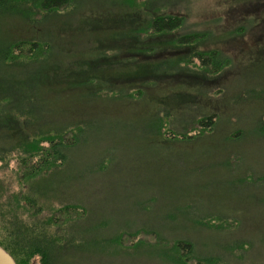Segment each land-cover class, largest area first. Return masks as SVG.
Wrapping results in <instances>:
<instances>
[{"label": "rangeland", "instance_id": "1", "mask_svg": "<svg viewBox=\"0 0 264 264\" xmlns=\"http://www.w3.org/2000/svg\"><path fill=\"white\" fill-rule=\"evenodd\" d=\"M38 2L0 3V240L23 224L47 231L49 209L68 201L88 212L66 236L81 246L60 255L72 264H168L147 236L138 248L89 239L171 216L214 225L191 232L207 244L251 241L218 264H264V0ZM167 15L182 26L146 32ZM189 34L196 42H176ZM210 51L227 61L216 73L193 56ZM202 114L216 117L209 134L164 137L192 134ZM72 124L82 130L67 163L22 178L26 141Z\"/></svg>", "mask_w": 264, "mask_h": 264}, {"label": "trees", "instance_id": "2", "mask_svg": "<svg viewBox=\"0 0 264 264\" xmlns=\"http://www.w3.org/2000/svg\"><path fill=\"white\" fill-rule=\"evenodd\" d=\"M71 0H39L38 7L47 12L55 11L65 7ZM5 0H0L3 4ZM5 7V6H4ZM180 16H158L149 22L147 26L148 33L163 34L173 32L182 26ZM177 43L193 44L196 42L195 35H182L176 40ZM35 44L32 43L27 48L28 54L32 52ZM19 49V47H17ZM22 49V50H20ZM20 53L24 52L20 46ZM31 50V51H30ZM27 55V54H26ZM199 61L201 67L208 69L211 73H216L226 64L218 52L210 51L207 53H197L193 55ZM214 114H202L196 120L195 132L188 134L181 132L179 134L168 133L165 135L170 141H195L213 131L216 125ZM156 133L161 134L162 120H157ZM82 127L77 124L62 126L61 128L48 129L35 134L38 139L26 141V148L22 150L26 155L21 157V165L26 170L21 177H33L40 171L46 173L64 166L68 159L70 151L76 148L80 143V133ZM260 130V129H259ZM262 131V130H260ZM165 133V132H164ZM167 133V132H166ZM162 136V135H161ZM231 139L240 138L239 132L233 133ZM24 198L30 200L32 195L24 194ZM56 208L49 209L51 216L47 218V224L50 229L38 230L33 226L21 225L16 232L14 229L8 230L10 239L8 242L0 240V246L5 249L15 260L16 264H30V261L37 257L38 264H72L70 260L61 258L63 251L68 247H80L77 241H70L66 238L67 234L74 232L78 225L85 221L88 212L84 206L77 202L65 201ZM170 223H161L159 226H153L144 222L131 226L126 225V229L119 230L112 238L105 236L104 239L94 236L89 239L90 244H96L97 241H110L121 245L126 241L128 247L138 248L145 246L141 237L147 236L150 240L149 248L154 252L158 260L168 264H218L222 260L218 253L232 252L237 246L238 250L242 248H252L251 241L247 239L233 240L227 243L207 244L205 241L197 240L191 232L202 230L201 227H213L211 223H205L201 218L193 221L173 222L175 217H170ZM26 226V228H25ZM238 224H233V228L225 230L224 234H232L238 228ZM211 229V228H209ZM219 228L212 230L220 233ZM262 239H264L261 236ZM111 239V240H109ZM196 239V240H195Z\"/></svg>", "mask_w": 264, "mask_h": 264}, {"label": "water", "instance_id": "3", "mask_svg": "<svg viewBox=\"0 0 264 264\" xmlns=\"http://www.w3.org/2000/svg\"><path fill=\"white\" fill-rule=\"evenodd\" d=\"M0 264H16L14 258L0 246Z\"/></svg>", "mask_w": 264, "mask_h": 264}]
</instances>
